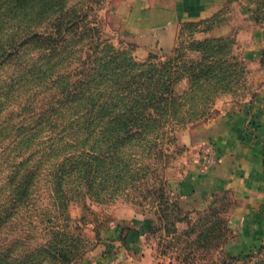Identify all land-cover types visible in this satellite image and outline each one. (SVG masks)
Returning <instances> with one entry per match:
<instances>
[{
	"label": "trees",
	"instance_id": "trees-1",
	"mask_svg": "<svg viewBox=\"0 0 264 264\" xmlns=\"http://www.w3.org/2000/svg\"><path fill=\"white\" fill-rule=\"evenodd\" d=\"M46 3L39 10L31 0H0V186L8 187L6 200L11 208L25 200L47 166L61 205L87 197L105 202L130 189L142 196L140 186L148 184L167 217L171 200L161 171L178 149L175 129L209 114L213 95L236 81L240 62L234 54V61L220 55L227 44L217 37L191 39L182 49L178 44L166 58L149 53L138 59L133 48L115 45L88 20L89 8L65 9L64 0L54 2L58 12L49 26L38 29L50 16ZM261 4L259 12L248 5L258 22ZM196 223V246H218L220 236L223 242L230 237L212 208ZM242 259L264 264V241L254 254H226L220 264Z\"/></svg>",
	"mask_w": 264,
	"mask_h": 264
},
{
	"label": "rangeland",
	"instance_id": "rangeland-1",
	"mask_svg": "<svg viewBox=\"0 0 264 264\" xmlns=\"http://www.w3.org/2000/svg\"><path fill=\"white\" fill-rule=\"evenodd\" d=\"M44 1L49 7L43 8L50 16L37 26L38 29L48 27V21H52L58 12L55 11L58 5H54L57 0H31V3L39 4L40 10ZM119 1L64 0V6L77 10L89 8L88 20L100 26L104 36L115 45L133 48L138 59H144L149 53L166 58L172 54L174 46L180 44L182 49L191 39L223 38L222 43L227 45L220 55L228 53L225 56L230 58L234 54L240 62L236 81L213 95L206 117L175 129L178 149L170 147L175 152L161 171L169 198L178 205L176 207L170 201L165 211L167 217L162 216L164 205L160 206L158 199L147 192L148 184L140 186L142 196L130 189L126 192L128 195L121 194L105 202L87 197L61 205L53 197L48 167L44 166L37 172L29 196L14 208L6 200L8 187L0 186V205L4 207L0 213L3 216L0 221V264H105L117 255L137 256L144 253V248L148 249L152 264H220L229 254L223 248L225 242L221 236L218 246H196L194 240L200 229L196 220L208 208L213 209V219L218 227L228 226L230 212L239 202L234 193L229 189L215 190L206 209L198 210L173 186L192 168L210 165L206 164V157L214 154L208 143L211 136V125L208 124L222 118L226 111H244L254 136L264 128V19L256 21L248 8L249 5L259 12L264 0H225L202 22L182 23L171 49L152 48L141 54L136 53L135 43L113 14ZM262 12L264 16V9ZM12 23L17 25L15 21ZM12 25H7L9 28L4 31L11 33ZM229 61L234 60L230 58ZM185 84L183 81L179 88ZM180 216L186 218L177 221ZM228 229L231 236L233 231L229 226ZM263 241L264 229L249 250L233 255L254 254ZM233 263L246 264L248 260Z\"/></svg>",
	"mask_w": 264,
	"mask_h": 264
},
{
	"label": "crops",
	"instance_id": "crops-1",
	"mask_svg": "<svg viewBox=\"0 0 264 264\" xmlns=\"http://www.w3.org/2000/svg\"><path fill=\"white\" fill-rule=\"evenodd\" d=\"M224 1L120 0L113 14L135 43L136 53L141 54L152 48L171 49L183 22L211 16ZM226 112L208 124V143L215 161L192 168L173 188L198 210L206 209L215 190L229 189L234 193L239 202L228 219L233 234L223 246L233 255L249 250L264 229V128L254 136L244 111ZM146 249L137 256L117 255L105 264H152Z\"/></svg>",
	"mask_w": 264,
	"mask_h": 264
},
{
	"label": "built area",
	"instance_id": "built-area-1",
	"mask_svg": "<svg viewBox=\"0 0 264 264\" xmlns=\"http://www.w3.org/2000/svg\"><path fill=\"white\" fill-rule=\"evenodd\" d=\"M214 156L209 154L207 157H206V164H211L212 162H214Z\"/></svg>",
	"mask_w": 264,
	"mask_h": 264
}]
</instances>
